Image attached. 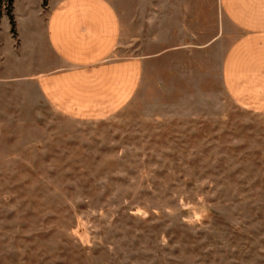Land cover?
Instances as JSON below:
<instances>
[{
  "label": "rangeland",
  "instance_id": "374dc122",
  "mask_svg": "<svg viewBox=\"0 0 264 264\" xmlns=\"http://www.w3.org/2000/svg\"><path fill=\"white\" fill-rule=\"evenodd\" d=\"M110 1L126 29L120 55L173 45L138 0ZM48 4L0 3V264H264V114L234 105L216 76L205 83L198 58L183 85L184 58L168 68L164 55L119 114L62 116L11 80L6 46L9 8L28 42ZM205 7L207 25L185 28V41L179 28L176 45L225 29L218 0Z\"/></svg>",
  "mask_w": 264,
  "mask_h": 264
},
{
  "label": "crops",
  "instance_id": "0c3cea01",
  "mask_svg": "<svg viewBox=\"0 0 264 264\" xmlns=\"http://www.w3.org/2000/svg\"><path fill=\"white\" fill-rule=\"evenodd\" d=\"M206 2L138 0V5L153 14V32L162 31L173 45L160 51L153 39L150 55L124 57L119 51L126 29L110 0H49L39 19H34L28 42L23 41L15 17L16 34L10 25L13 42L10 48L7 43L6 46L14 64L11 80L33 84L42 100L62 116L94 122L119 114L140 97L148 63L156 64L167 55V67H177L183 57L186 65L178 75L183 85H189L190 62L198 58L205 83L209 75L216 76L234 105L264 114V0H218L225 29L194 49L186 44L176 45L179 28H184L185 41V28L207 25ZM229 29L233 32L231 42L229 37L224 38ZM21 69L24 72L17 74ZM203 87L199 91L207 92Z\"/></svg>",
  "mask_w": 264,
  "mask_h": 264
},
{
  "label": "trees",
  "instance_id": "16d2710c",
  "mask_svg": "<svg viewBox=\"0 0 264 264\" xmlns=\"http://www.w3.org/2000/svg\"><path fill=\"white\" fill-rule=\"evenodd\" d=\"M3 1H5V3H6V1L9 3V2H11L12 0H0V3H2ZM8 18H9V21H10V25H11V27H12V33L13 34H16V23H15V18H14V15L12 14V10H10V8H9V11H8V16H7Z\"/></svg>",
  "mask_w": 264,
  "mask_h": 264
}]
</instances>
